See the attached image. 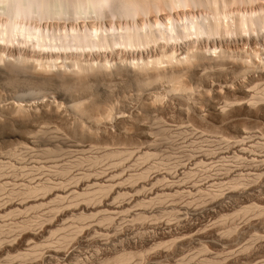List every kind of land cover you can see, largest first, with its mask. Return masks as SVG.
<instances>
[{
	"label": "rangeland",
	"instance_id": "obj_1",
	"mask_svg": "<svg viewBox=\"0 0 264 264\" xmlns=\"http://www.w3.org/2000/svg\"><path fill=\"white\" fill-rule=\"evenodd\" d=\"M215 1L189 0L184 9L172 10L158 0V11L135 19L109 13L87 24L115 26L117 32L131 26L127 33L139 26L145 32L148 23L158 28V19L177 23L180 18H211L214 7H223V0ZM226 1L221 8L226 15L252 14L261 27L67 56L95 66L134 68L171 52L177 57L173 63L189 51L208 56L224 51L222 71L194 67L198 74L184 79L187 91L166 93L161 87L165 83L159 92L139 88L126 72L101 76L91 88L80 90L0 73V264H115L124 253L133 254L126 264H264V240L259 238L264 237V112L258 104L255 109L242 105L225 121L218 100V90L228 85L244 100L252 97L242 90L253 89L257 97L264 91L256 89L264 79V0ZM14 45H1L5 59L47 58L45 51ZM164 62L163 69L171 64ZM238 64L239 71H231ZM213 86L216 97L210 98ZM78 95L87 103L76 99ZM93 101H98L89 110L94 119L80 116L72 106ZM110 109L114 114L105 117ZM113 150L117 155H108ZM45 183L51 186L43 189L48 192L24 193ZM110 183L114 189L101 195L98 187ZM112 205L120 208L113 210ZM103 216L112 219L107 223ZM66 234L73 239L61 244ZM52 249L59 255L50 257ZM20 252L29 255L17 257Z\"/></svg>",
	"mask_w": 264,
	"mask_h": 264
},
{
	"label": "bare ground",
	"instance_id": "obj_2",
	"mask_svg": "<svg viewBox=\"0 0 264 264\" xmlns=\"http://www.w3.org/2000/svg\"><path fill=\"white\" fill-rule=\"evenodd\" d=\"M224 1L225 0H223V4L225 3ZM163 2H164L166 7L170 8L172 10L173 9L181 10L183 7H185V6L187 7L189 0H163ZM213 2H214V0H213ZM217 2L219 3L218 0H217ZM223 4H222L223 7H220L217 5L218 8L220 7L219 9H221V8L223 9L225 7ZM195 5H197V4H195ZM225 5H226V3H225ZM217 6H216V8L214 7L215 14H213V17H211V18L210 17L209 18L200 17L199 19H197V17L195 16L196 18H194L192 20H190V19L188 20V18L186 20V18H184L183 20H186V22L185 21L182 22L183 20L180 18V22L178 20L177 23H175L171 19L168 22L163 23L158 19L156 21V25L158 28H155V27H153L152 24L148 23L149 25H147V26L149 28H147V29L149 31H146V28H145V30H144L145 32H143L142 29L141 30H140V28L138 29V27H139L138 26L137 30L134 28V30L133 29L131 30L132 32L128 31V33H127V32H125L126 29L130 30L131 26L129 29H128L129 26H126L127 28L125 29V31L122 30V27H121L120 32H117V28L115 26H111L109 29L104 27V26H102V27L95 26V24H93V23H92L93 24L92 26H89V23L87 24V21H90L91 19L102 18L103 16H106V14H109V13L113 17L114 16H120L119 14H121V16L122 15H126L129 17L133 16V19H135L134 17H136V15H139L141 13L142 14L145 13V15H146V13H148L149 10L158 11L159 10L158 0H152L149 7H144L141 3V0H132V4L130 7L126 8V9H119V8L113 7V8H111L110 12L105 10V8L100 4V0H78L77 5L71 9H69L68 7H59V8H54L51 10H49L48 8L41 9V8L33 7L31 5V0H0V47H1V45L7 46L9 44L10 45L16 44L17 46L19 45V47H20V45H24V46H29L28 47L29 49L33 48V51L35 49H38L37 50L38 53H43L44 51L47 53V58L45 61H43V60H41V58L38 60V59L28 58L26 56H23V57L18 56V57L12 58L11 60L7 59L10 57H6V59H5V56L3 57V54L0 52V73H2V75H3V73H4V75H6V74H8V75L9 74L10 75H14V74L25 75L26 79L25 78L24 79L31 82V84L33 82H36L38 84L43 83L45 85H42V86H46V84H55V83L61 84L62 83L63 86L65 85L64 87H66V88H69L72 90L79 88V90H80L81 87L85 88L88 86L91 88L93 86L91 84L95 83L94 82L95 79H99V78H101V76L105 77V79H107L106 76L117 75V74L122 76L123 75L122 73L126 72L125 75L128 74V77L133 80L132 82H136L138 84L139 88H149V89H153L154 92H156V91L159 92L160 86L163 85V83H165L166 86L164 85L165 87H163V86H161V87H162V89L165 90L166 93L171 92V91L174 92L176 90L177 91L179 90V93L183 92V91H187V88L189 87V85L187 84V82H185L184 79H186V76L192 75V77H193L194 76L193 74H198L197 73L198 70L195 71L194 67L196 69V67L198 68L199 65L203 66V67L205 65L208 67L209 66L210 67L211 66H213V67L217 66V69L219 67V70L222 71L223 66L225 65L224 58L226 59L225 56H227V55H225L226 53L224 54V51L221 50L220 52H216L217 54H215V56L214 55L208 56L211 54L206 55V54H202L201 52H200L201 53L200 54L196 51L195 52L189 51V53L188 52L185 53L186 55L184 57H182V58L179 57L178 59H176L177 57L175 56L174 52H171V54L170 53L168 54L169 56H167L166 54H165L166 55L165 56L163 54L164 56L161 57L162 59L163 58H165V59L169 58L170 61H169V59L162 60L160 57L156 56V57L149 59V60H146V61L142 60L141 63L138 62V63H136V65L134 64L136 66V67L134 66V68H133V66L131 68L129 66L123 67L121 65H113L112 67L108 68L105 63H104L105 65L102 64V65H97V66H95L94 64H84L83 62H81L80 59H79L80 61L77 59L78 57L77 58H75V57L78 55L83 56L84 55L83 53L85 51L91 52L94 49H95V51L96 50L101 51V49L105 50L107 48L111 49V47H113L114 45H119V46L122 45V47L124 46L126 48L128 46H131V47L139 46V45L146 46V45H149L152 43H156V42H158V40H162V39H163V41L165 40L167 42L168 40L170 41V39L178 41V39L179 40L187 39L188 37H191V36L192 37L195 36V37H197V39H199L198 37L201 35H204V36L208 35L210 37V35H212V34L217 35L220 33L221 34L222 33L223 34L224 33L232 34L233 32H241V31L256 32V27H257V25H259L257 23L258 18L254 17L257 20L256 21L252 18V14L251 15H249V14L243 15L244 13L243 14L241 13L242 15H240V17L239 16L234 17V16L229 15V14L226 15L225 12H223L222 9L220 11L217 8ZM204 16H206V15H204ZM258 16H260V15H258ZM260 17H263V16L261 15ZM88 19H90V20H88ZM66 22H69L70 26L68 25L66 27L64 25ZM61 23L63 24V26H61ZM134 24H135V22H134ZM144 24H145V22H144ZM156 25H154V26H156ZM259 26L261 27V25H259ZM123 28H125V27H123ZM153 28L155 30H153ZM30 50H32V49H30ZM172 53H173V55H172ZM74 54H75V57H74L75 59H73V60H71V58L69 59L67 57V56H69V57L74 56ZM174 56L176 57L175 58L176 60H174L175 62H173L175 64H173L171 62V61H173ZM67 58L71 61H68ZM59 59L61 61H58ZM164 61H168V62H166V63H168V65H169V62H171V64L169 66L166 65L163 69L160 67V64L163 63ZM176 61H178V62L180 61V62L177 63ZM181 62L182 63L184 62L182 64V66H181ZM228 63H230V62H228ZM239 65L240 64H238L237 66L235 65V67L231 68L232 69L231 71L234 72V71L238 70ZM206 66L204 67V69H206ZM213 67H211V68H213ZM149 70H152V71L150 72ZM201 74H202V71H201ZM8 75H6V76H8ZM217 75H218V73H217ZM221 75H222V72H221ZM206 76H208V75L206 74ZM200 78L202 79L203 77H200ZM13 79H15V78H13ZM100 80L102 81L104 79H100ZM203 81L205 83L206 80H203ZM25 83H27V82H25ZM62 84H61V86H62ZM56 85H59V84H56ZM246 88H247V85H246ZM243 89H245V88H243ZM76 91H78V90H76ZM242 91H243V93L246 92V90H242ZM22 98H23V96H22ZM64 98H66V97H64ZM157 98H159V97H157ZM191 99H194V98H191ZM27 101H29V100H27ZM96 102L98 103V101H93L87 106H83L81 104H80L81 106H79L78 104L77 105L74 104L72 106H78V107H73V108H76L77 111L81 113L80 116L83 114L85 116L87 115L88 118L89 117L92 118L93 116L90 114L89 110L92 109V108L90 109V107L91 106L93 107V104L97 105ZM14 106H15V104H14ZM19 108L16 110L18 111ZM7 109H8V107H7ZM13 110L15 111V109H11V111H13ZM111 110H113V109H110L108 112L106 110V112H107L106 115L103 113L105 115V117H112L110 115H113L114 113L111 114L112 113ZM19 111H21V110H19ZM10 113L12 114V112H9L8 117L12 118ZM0 115H2V114H0ZM3 115L5 116L4 113H3ZM94 117H93V119H94ZM12 119H14V116ZM6 121H7V119H6ZM116 151L117 150H113V152L111 151V153H109V152H107V153H109L108 155H110V156H114V155L116 156L117 154L114 153ZM116 153H118V152H116ZM145 156L147 158L149 156V154H145ZM97 158L95 157V159L98 161L99 158L98 159ZM144 173L146 174V172H144ZM144 173L142 172V174H139L138 176L142 178L145 176ZM133 176H130V178ZM109 180L110 179H108V181ZM105 184H101L100 186L98 185L99 186L98 190L100 191L101 195L107 194L106 191H108V190L110 193V189H111V191H112V189H114L115 184L112 186L113 188H111V185H112L111 183H110V185H105ZM48 186L51 188L50 184L46 185V183L42 186L41 185L39 186V184H38V186L37 185L32 186V187L29 186V188L25 189L24 193L27 191V193L29 192L28 194H30V193H36L37 194L38 193L37 191L42 192L43 189H49ZM79 188H80V186H79ZM44 191H47V190H44ZM99 191H98V195H99ZM102 192H103V194H102ZM76 194H78V193H76ZM30 195H33V194H30ZM81 195H83V194H81ZM95 195H97V193ZM101 195H99V196H101ZM78 197H79V195H78ZM95 197H97V196H95ZM213 197H215V196H213ZM86 198H88V197H86ZM91 199L92 198H90L89 200H86V201H91ZM143 202H144V200H143ZM116 207L118 208L119 205L118 206L112 205V207H110V208L114 210V209H116ZM262 211H259V212L263 213ZM96 213H97V211H96ZM83 216L85 217V215L82 214L81 217H83ZM136 216L141 217L142 215H140V213H139ZM137 218L139 219V217H137ZM102 219L104 221L107 220V223H108V220H111L112 217L103 216ZM141 219L144 220V216H143V218L141 217ZM107 225H109V224H107ZM79 229H81V227ZM76 236H74V237H76ZM63 239H64V241H63ZM67 239H70L72 241L73 237H69V234L68 235L66 234V236H62L61 242H64V243H61V244H67L68 243L67 241H69V243H70V240H67ZM65 240L67 243H65ZM58 243L60 244V242H58ZM122 248H124V247H122ZM59 253H60V251L58 249L57 250L52 249L49 256L50 257H51V255L57 256V255H59ZM36 254H38V253H36ZM131 254L130 253L129 254L124 253L123 255L117 256L115 261L114 260L113 261L115 264H126V263H128L129 258L133 256V254H132V256H131ZM19 255H20V257H28L27 255H29V253H27V252L21 253L20 252V254L19 253L17 254V257ZM137 256H139V254ZM14 259H16V258H14ZM32 259H33V257H32ZM7 260H9V259H7ZM7 262H9V261H7ZM104 264H106V263H104Z\"/></svg>",
	"mask_w": 264,
	"mask_h": 264
},
{
	"label": "snow or ice",
	"instance_id": "obj_3",
	"mask_svg": "<svg viewBox=\"0 0 264 264\" xmlns=\"http://www.w3.org/2000/svg\"><path fill=\"white\" fill-rule=\"evenodd\" d=\"M152 0H141V3L144 7L150 6ZM78 3V0H31V5L36 8H48L49 10L59 7H68L69 9L75 7ZM100 4L105 8L106 11L111 10V8L126 9L131 6L132 0H100ZM251 82V81H250ZM231 85L220 88L218 91L222 95L218 98L219 100V111L223 113L225 121L228 120V117L232 116L239 106L245 105L250 106V109H255L257 104L262 112H264V91L261 92L260 96L252 95L253 89H248L244 93L245 96H251L249 100L240 99L235 95L234 92L230 91ZM257 91L264 89V79L261 80V84L256 86ZM210 98L216 97V89L213 86V92L207 94ZM83 101V96L78 95L75 97ZM87 103V101H83ZM78 107V106H74ZM264 203V200L261 201ZM261 240H264V237H259ZM100 264H104L103 261Z\"/></svg>",
	"mask_w": 264,
	"mask_h": 264
}]
</instances>
